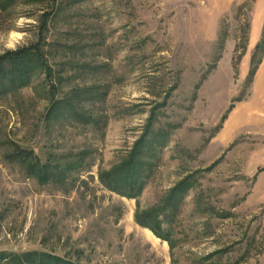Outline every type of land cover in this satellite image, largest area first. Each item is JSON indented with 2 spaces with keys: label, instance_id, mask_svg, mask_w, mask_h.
Here are the masks:
<instances>
[{
  "label": "rangeland",
  "instance_id": "rangeland-1",
  "mask_svg": "<svg viewBox=\"0 0 264 264\" xmlns=\"http://www.w3.org/2000/svg\"><path fill=\"white\" fill-rule=\"evenodd\" d=\"M263 29L264 0H0V54L45 37L0 85V264H264Z\"/></svg>",
  "mask_w": 264,
  "mask_h": 264
},
{
  "label": "trees",
  "instance_id": "trees-1",
  "mask_svg": "<svg viewBox=\"0 0 264 264\" xmlns=\"http://www.w3.org/2000/svg\"><path fill=\"white\" fill-rule=\"evenodd\" d=\"M46 28V25L43 27ZM45 37L39 38L35 42H32L28 45H23L15 48V50H6L0 54V85L1 82L11 80L13 83H20L19 85L27 84L26 81L31 78L33 74L39 68L38 66L43 64L44 52L42 50L43 42ZM255 48L251 55V60L253 64L256 63V58L259 59L264 55V29L261 35L260 40L255 44ZM255 68L250 70L252 75ZM137 151V152H136ZM132 155L121 164L113 167L106 173L101 174L102 178L100 181L105 184L108 189L115 190L121 195L134 197L144 187L145 181L143 180L145 176V171L150 166V163L140 156L139 150L137 149ZM137 154V157L133 156ZM144 173V174H143ZM143 226L148 227L153 231L157 236H161V231L163 230L160 226V219H158V212L156 209L150 210L145 214L144 219H140V222ZM161 228V229H160ZM161 230V231H160ZM35 256L43 257L46 256V259L54 260L60 264H71L69 261L67 263L63 260H60L56 257H48L49 255L34 253ZM30 253L22 254H12L11 257L17 258V264H27L28 256L34 255ZM10 255V254H8ZM6 259L5 255L0 254V260ZM40 260V259H39ZM41 261V260H40Z\"/></svg>",
  "mask_w": 264,
  "mask_h": 264
},
{
  "label": "crops",
  "instance_id": "crops-1",
  "mask_svg": "<svg viewBox=\"0 0 264 264\" xmlns=\"http://www.w3.org/2000/svg\"><path fill=\"white\" fill-rule=\"evenodd\" d=\"M254 35H256L257 36V33L256 34H254ZM256 40V39H255Z\"/></svg>",
  "mask_w": 264,
  "mask_h": 264
}]
</instances>
